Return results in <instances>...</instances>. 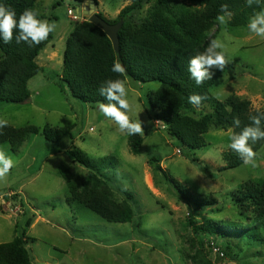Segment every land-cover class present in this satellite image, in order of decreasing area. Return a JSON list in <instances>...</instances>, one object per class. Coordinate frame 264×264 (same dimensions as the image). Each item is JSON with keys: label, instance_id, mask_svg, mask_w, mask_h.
<instances>
[{"label": "rangeland", "instance_id": "1", "mask_svg": "<svg viewBox=\"0 0 264 264\" xmlns=\"http://www.w3.org/2000/svg\"><path fill=\"white\" fill-rule=\"evenodd\" d=\"M84 1L36 0L38 19L50 18L56 24L46 48L54 45L58 56L48 53L47 58L43 54L46 48L39 54L37 65L44 72H37L28 82V101L0 102V118L8 121L7 128L29 126L42 132L48 125L66 128L73 135L55 143L47 142L41 132L28 135L16 153L9 142L0 144L13 160L6 179L0 181V244L24 232L32 264H264V210L257 209L254 198H243L248 190L264 187V143L255 151L256 167L243 164L221 172L227 164L224 154L231 142V128L209 129L202 136L203 147L188 150L169 135L165 124L152 117L156 111L148 106V94L159 84L126 79L132 105L129 116L141 120L144 128L138 134L143 138L140 154L133 155L130 135L121 133L98 106L73 98L60 79L65 42L75 24L85 21L80 7L92 0ZM130 2L96 0L94 13L101 7L103 17L114 21ZM260 2L259 11L264 9V0ZM169 3L174 12L201 14L206 10L186 0ZM152 5L135 13L131 21L137 26L148 21ZM73 15L82 19L74 21ZM232 18L226 24L215 19L207 33L209 37L217 30L216 39L224 45L228 60L210 93L221 102L228 97L249 101L252 111L264 112V39L248 30L250 16L244 25H233ZM211 111L206 104L187 115L197 119ZM72 149L93 163V173L104 182L87 179L88 170L69 156ZM152 157L158 158L160 168L185 186L200 206L189 205L181 197L154 169ZM190 158L207 166L208 175ZM64 177L77 187L81 198L105 193L115 208L130 207L133 220L123 224L101 220L81 202L71 200ZM28 219L31 225L26 227ZM203 227L234 234L226 237L225 233L199 230ZM211 243L220 252L214 253Z\"/></svg>", "mask_w": 264, "mask_h": 264}, {"label": "trees", "instance_id": "2", "mask_svg": "<svg viewBox=\"0 0 264 264\" xmlns=\"http://www.w3.org/2000/svg\"><path fill=\"white\" fill-rule=\"evenodd\" d=\"M75 1L78 4L84 2V0ZM93 1L96 4V0ZM186 1L202 6L206 10L201 14L189 10L174 12L169 0H131L129 5L121 9L114 21L106 20L99 13L98 15L110 24L123 22L118 32L119 52L117 54L102 30L88 20L76 23L65 42L60 79L73 98L91 106L106 102L104 97L99 95L98 89L109 78L119 77L124 81L131 79L143 83L157 82L158 89L150 92L147 100L148 106L156 111L152 116L154 121L165 124L169 135L179 141L184 148L197 150L203 147L202 136L209 129L231 128L232 132H239L241 128L250 123L248 117L258 112L251 110L249 101L228 97L221 102L213 98L210 89L227 67L223 70L211 69L212 78L197 85L188 71L189 60L195 54L204 52L209 41L216 39L217 30L209 37L207 33L216 17L221 14L222 4H227L233 13V25H244L249 16L259 11L261 2L259 5L254 3L249 7L246 0ZM151 2L153 5L149 11L150 19L143 21L140 26L135 25L130 18L135 13L141 12ZM35 3L36 0H0V4L16 12L17 20L26 8L35 9ZM16 35H18V30L14 29L13 40L10 44H4L0 39V53L3 55V59L0 60V102L8 104H23L29 100L28 82L37 72L42 70L44 72V69L37 65V57L52 38L49 34L47 39L39 44L29 45L24 42L17 44ZM117 60L126 69L122 75L111 71L114 61ZM194 93L207 97L199 108L206 104L212 108L210 113L197 119L187 115L189 111L199 109L188 102V97ZM236 117L241 120V128H234L232 124ZM261 127L264 128V121ZM2 131L0 144L9 142L12 152L15 153L28 135H37L41 132L37 127L29 126L21 129L5 127ZM41 133L50 143L59 142L66 136L73 138L68 129L51 128L48 125L43 127ZM142 142L143 138L139 135L129 136L130 150L133 155L140 154ZM263 143L264 140L258 141L253 145V150L257 151ZM68 153L76 163L88 170L87 179L89 181L104 182L93 173L95 171L93 163L81 151L72 149ZM224 160L227 164L219 170L221 172L244 164L230 147L224 154ZM190 161L197 165L204 175H208L207 166L195 158H190ZM158 162L156 157L150 159V163L154 164V169L163 174L166 181L175 187L181 197L189 202V205L200 206V201L193 199L186 187L179 181L169 177L157 164ZM64 179L67 181L66 177ZM67 187L71 200H78L101 220L118 224L129 223L133 220L130 207L115 208L105 193L81 198L74 184L67 181ZM127 196L130 197L129 194ZM244 197L254 198L257 209L261 206L264 210V187L248 190L247 196L243 195ZM24 223L26 227H29L31 220L28 219ZM15 228H18V224ZM199 230L211 233L212 229L203 227ZM212 231L221 235L225 233L223 231L220 233V229ZM232 234L234 233L227 232L225 236ZM223 245L229 248L227 242ZM0 264H32L24 232L21 231L20 235H17L11 242L0 244Z\"/></svg>", "mask_w": 264, "mask_h": 264}, {"label": "clouds", "instance_id": "3", "mask_svg": "<svg viewBox=\"0 0 264 264\" xmlns=\"http://www.w3.org/2000/svg\"><path fill=\"white\" fill-rule=\"evenodd\" d=\"M254 3L259 5L260 0H246V4L249 7ZM220 12L221 14L216 19L219 23L226 24L233 13L229 10L227 4L221 5ZM38 16V10L26 8L17 20L16 12L12 8L0 4V39H2L4 44H10L13 40L14 29H16L18 30V35L15 36L17 44L21 42L29 45L39 44L47 39L51 32L55 31L56 24L55 22L38 19ZM247 28L256 37L264 39V9L254 12L250 16ZM227 63L224 45L218 39H212L204 52L197 53L190 58L188 71L195 83L201 85L205 80L212 78L211 69L223 70ZM111 71L122 75L126 69L117 60L114 61ZM98 92L106 101L98 104L99 111L106 118L114 121L121 133L130 136L143 134L142 121H133L129 116L132 111V105L127 99L128 93L123 79L117 77L116 79L109 78L105 80L100 85ZM206 99V96L194 93L188 97V102L199 108ZM248 119L250 123L243 128H241V120L238 117L233 119L234 128H241V130L232 132L229 147L238 154L245 165L256 167L255 158L257 153L253 150V145L258 141L264 140V128L261 127L262 121H264V112L250 115ZM7 126L8 121L0 118V135L3 134L2 130ZM12 167V158L6 155L3 149H0V181L6 179Z\"/></svg>", "mask_w": 264, "mask_h": 264}, {"label": "water", "instance_id": "4", "mask_svg": "<svg viewBox=\"0 0 264 264\" xmlns=\"http://www.w3.org/2000/svg\"><path fill=\"white\" fill-rule=\"evenodd\" d=\"M95 3L90 1L88 7L85 9L83 16L90 23L98 27L104 32V34L110 40L114 52L117 54L119 52V38L118 32L122 26V21H119L117 24H110L101 18L98 13H94Z\"/></svg>", "mask_w": 264, "mask_h": 264}, {"label": "crops", "instance_id": "5", "mask_svg": "<svg viewBox=\"0 0 264 264\" xmlns=\"http://www.w3.org/2000/svg\"><path fill=\"white\" fill-rule=\"evenodd\" d=\"M85 3H86V1H84ZM89 4V3H88ZM88 7V6H87ZM87 7H83V6H81L80 7V9H81V14H83L84 13V11H85V9L87 8ZM96 11L98 12V14L100 13V14H102L103 16H105L106 17V15H105V13L103 12V10H102V8L100 7L98 10L96 9ZM104 13V14H103ZM46 21H50V18H48V20L46 19ZM61 39V38H60ZM44 53L43 54H45V56H47V58L49 57L48 56V53H51L50 55L52 56V55H57L58 56V49L56 48V47H54V45H51L50 47L48 46V48H46L44 51H43ZM40 56H41V54H40ZM49 62H51V60H49L48 62H46L47 64L49 63ZM39 65H40V63H39ZM40 67H42L41 65H40ZM44 69V68H43Z\"/></svg>", "mask_w": 264, "mask_h": 264}, {"label": "built area", "instance_id": "6", "mask_svg": "<svg viewBox=\"0 0 264 264\" xmlns=\"http://www.w3.org/2000/svg\"><path fill=\"white\" fill-rule=\"evenodd\" d=\"M68 1H75V0H68ZM68 10H70V9H68ZM69 13H71V10L69 11ZM71 19L74 21H80V19H82V18H78L77 16L73 15L71 17ZM211 249L214 251V253L220 252V248H218L214 243H211Z\"/></svg>", "mask_w": 264, "mask_h": 264}]
</instances>
